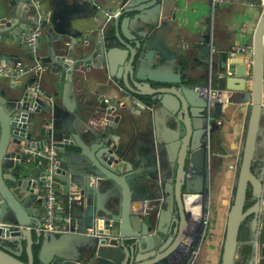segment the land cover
I'll list each match as a JSON object with an SVG mask.
<instances>
[{"label":"water","instance_id":"95a60500","mask_svg":"<svg viewBox=\"0 0 264 264\" xmlns=\"http://www.w3.org/2000/svg\"><path fill=\"white\" fill-rule=\"evenodd\" d=\"M25 2L0 0V62L10 63V49L35 13ZM184 3L53 2L44 31L47 53L40 59L62 83L65 108L44 89L29 90L28 82L0 88V222L25 226L0 238V264H34L36 245L40 264H193L189 202L197 204L196 195L210 182L219 117L243 102L249 103L248 117L220 264H236L248 216L253 238L246 264H264V168L259 175L252 170L264 112V5L252 51L231 55V46L202 31L190 45L182 43L177 25L187 12ZM246 56L252 58L249 75ZM210 67L209 105L199 87ZM115 78L124 91L106 102L102 95L116 88ZM165 121L175 124L169 136L159 126ZM135 131L142 135V155L130 139ZM30 149L46 150L51 158H31ZM51 160L58 190L61 185V195L72 196L58 234L38 230ZM249 188L253 203L245 208ZM62 242L72 244L69 252Z\"/></svg>","mask_w":264,"mask_h":264},{"label":"crops","instance_id":"0c3cea01","mask_svg":"<svg viewBox=\"0 0 264 264\" xmlns=\"http://www.w3.org/2000/svg\"><path fill=\"white\" fill-rule=\"evenodd\" d=\"M55 0H42V8L50 11ZM102 4H114L116 0H94ZM253 3V4H251ZM186 14L178 20L177 30L182 39V43L190 45L192 40L201 34V31L209 34L212 38L220 41L222 46H233L242 43H251L255 27L258 23L262 12L261 0H230L229 3L216 6L213 12L209 0H186L184 3ZM28 15L27 18H29ZM20 23L17 18L13 25ZM18 30L21 25L16 27ZM28 28V27H27ZM26 28L23 29L22 34ZM229 48V47H227ZM212 51L215 52L214 47ZM40 58L47 53V45L45 34L41 36V44L39 47ZM9 64L10 67L16 68V63L21 62L23 67L31 66L35 63L27 47L15 40L10 51ZM213 54V53H212ZM215 56L212 55V61ZM217 61V60H216ZM1 62H5L1 60ZM215 63V62H214ZM13 64V65H12ZM43 64V63H42ZM45 69L40 73V77L35 72H29L22 76L17 81H12L10 77H0V88L9 87L11 84L22 85L25 82L34 84L40 81V84L46 93H50L62 109V83L59 82L58 76L55 75L50 67L43 64ZM175 75L173 71H170ZM200 75L204 74V70L199 71ZM115 89H110L104 92L102 96L108 99L109 102L117 95L124 91V84L121 79L115 78ZM78 88V87H77ZM77 94L83 96V89H75ZM149 89L146 88V91ZM99 96V95H98ZM97 101V95L94 96ZM248 102H243L233 108L228 114L224 113L219 117L221 121L219 129L214 135V148L217 152V157L214 158L213 168L211 170V179L205 189V199L209 202L210 222L207 227V236L200 244L193 264H220L222 244L225 232V223L227 212L229 210L231 196L234 186V178L239 158V145L244 134L245 124L248 117ZM161 131L166 136L174 132L175 124L173 121H165L159 123ZM133 143V149L138 155L143 153V139L141 132L135 131L130 137ZM264 112L260 121V130L257 137L256 152L252 164V170L256 175L262 174L264 168ZM59 193L61 194V185H59ZM248 198L251 197L250 188L248 190ZM247 198V199H248ZM247 202V200H246ZM246 205V204H245ZM251 206V205H250ZM42 206H40L41 208ZM197 204L191 205V210H197ZM246 207V206H245ZM248 208V207H247ZM198 214V213H197ZM198 217V215H196ZM251 218L249 216L243 221L239 233V244L237 246L236 264H246L251 257L252 251V231L250 228ZM130 229V228H129ZM190 232L189 227L187 228ZM58 234V233H56ZM242 236V237H241ZM26 240H23L25 246ZM69 242H62L61 248L64 252H69ZM135 253L136 250L134 249ZM26 256V252L22 253ZM129 264H132L130 262Z\"/></svg>","mask_w":264,"mask_h":264},{"label":"built area","instance_id":"2783aa9c","mask_svg":"<svg viewBox=\"0 0 264 264\" xmlns=\"http://www.w3.org/2000/svg\"><path fill=\"white\" fill-rule=\"evenodd\" d=\"M184 2L186 0H183ZM211 5V11L215 9L216 6L224 5L230 2V0H209ZM253 4V3H251ZM25 5L27 7H32L35 9V13L29 16V25L26 30L20 34L17 39L19 42L24 44L28 51L30 52L32 58L35 60V63L31 66L23 67L21 62L16 63V68L10 67L5 62H0V77H10L12 81H17L22 76L26 75L29 72H35L39 75L45 69V66L42 64L40 55H39V47L41 44V36L45 31V27L49 23L50 14L47 10L42 8V0H26ZM261 5H264V0H261ZM252 51V42L251 43H242L233 45L230 47L229 52L231 55L235 53H249ZM212 53V51H211ZM244 62L247 66V74H250V68L252 66V58L249 56L244 57ZM263 67H264V44H263ZM211 70L212 67L208 69V76L206 83L199 87L200 94L205 95L208 99V104H212V96L209 95V90L212 88L211 82ZM29 90L36 93H43V88L40 84V81L31 84L28 87ZM221 97L220 99H222ZM106 102L108 99L104 98ZM221 121L218 120L217 123ZM207 130V129H206ZM208 131V130H207ZM205 132L204 142H206V149L208 155L210 153V136L209 132ZM29 154L31 158H38L41 160L42 158H51L50 155L47 154L46 150L36 151L34 149L29 150ZM54 167L53 161L51 160L49 164V170L45 173V179L42 186V194L43 198V206L42 213L40 216L41 227L40 231L42 232H54V233H62L64 231V222L68 220V216L65 214V202L72 199V196L68 195L67 197H63L58 190V187L55 184V181L52 177V168ZM197 196V210L192 209L191 217L189 219V230L191 233L190 236H193L194 243L191 252L196 255L198 249L200 248V244L204 241L207 236V227L210 222V208L209 202L205 199V194L196 195ZM198 213V214H197ZM198 215V217H196ZM0 226L3 229V232L0 234V238H6L12 232L21 231L25 226L20 224H14L11 222H0ZM31 228V227H29ZM35 231H37V227H32Z\"/></svg>","mask_w":264,"mask_h":264},{"label":"trees","instance_id":"16d2710c","mask_svg":"<svg viewBox=\"0 0 264 264\" xmlns=\"http://www.w3.org/2000/svg\"><path fill=\"white\" fill-rule=\"evenodd\" d=\"M247 198H248V192H247ZM253 203V201H251V200H249V198L247 199V202H246V207L245 208H247V207H249L251 204ZM249 218H251V216H249ZM242 228V227H241ZM242 237V236H241ZM239 238H240V236H239ZM38 249H39V247H38V245H36V246H34V248H33V251H34V254H35V261H34V264H40V262L38 261V259H37V252H38ZM21 259H23V260H26V257H25V255H21Z\"/></svg>","mask_w":264,"mask_h":264},{"label":"bare ground","instance_id":"6f19581e","mask_svg":"<svg viewBox=\"0 0 264 264\" xmlns=\"http://www.w3.org/2000/svg\"><path fill=\"white\" fill-rule=\"evenodd\" d=\"M192 203L189 202V208H191Z\"/></svg>","mask_w":264,"mask_h":264}]
</instances>
